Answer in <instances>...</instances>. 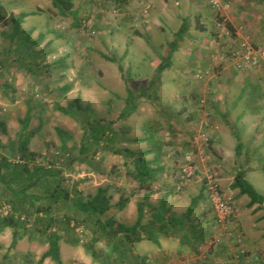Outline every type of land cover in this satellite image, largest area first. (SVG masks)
I'll list each match as a JSON object with an SVG mask.
<instances>
[{"label":"rangeland","instance_id":"obj_1","mask_svg":"<svg viewBox=\"0 0 264 264\" xmlns=\"http://www.w3.org/2000/svg\"><path fill=\"white\" fill-rule=\"evenodd\" d=\"M131 3V0L122 2L123 5ZM205 3L212 13L209 20L211 25L214 21L216 25L220 20L226 21L221 15L229 11L238 18L239 28L243 27L240 30L245 37L241 38L239 43L248 42L255 47L264 48V0H221L222 9L219 12L212 8L210 0H205ZM0 4L4 5L9 13L16 15L34 13L26 18L22 29L31 32L33 40L43 36L42 42L35 48V53L38 55L33 61L37 64H32L28 61L20 62L23 56L18 52V43L16 41L11 43L0 34V154L10 165L0 169V218L11 212V193L7 190V185H15L12 177L15 178L16 174L21 177L18 165L28 163L31 170L36 167H46L62 171L59 182L61 187L70 192L71 200L75 198L87 200L95 195L99 188L110 187L108 196L111 199L112 209L106 217L116 219L120 211L117 208L120 198L128 200L123 208L128 206L131 199H136L134 198L136 192L139 194L138 199H145V191H141L140 186H135L133 178L127 174L128 169L132 168L130 162L125 164L121 155L104 148H99L96 153L92 152L89 164L77 160L73 162L72 159L79 155L78 150L85 132L76 120L63 114L57 107L68 105V95L65 96L62 88L71 83L73 89L70 94L67 92L69 97H73V100L75 98L81 100L92 121L113 123L116 129H120L119 126L122 125L133 124L136 132L137 130L139 132L138 122L141 118L134 124L132 121L126 123L125 119L117 116L125 105L127 97L125 90L145 87L153 80L152 70L147 73L148 78L135 77L137 56L131 54L134 41L144 33L142 30L144 28L141 26L148 24L146 21L148 14L142 15L140 21L131 14L124 16L127 19L123 17L122 20L119 0H74V10L66 16L60 15L50 0H0ZM158 6L159 4L155 3V9ZM178 25L179 23L172 29H176ZM209 29L211 32L212 26ZM3 30L10 31V28L0 27V32ZM229 32L231 34L227 36V40L234 43L233 33L231 30ZM105 57L116 58L122 66L121 84L112 76V69L116 70V65L108 63ZM218 66L219 64H216V67ZM104 69L108 71L105 80L109 85L107 87L117 93L121 91L118 96L105 92ZM240 72L254 75L264 86L261 73L251 70ZM204 73L198 72V81L206 80ZM22 74L26 78L19 82ZM43 81L45 82L42 83ZM20 85H23L25 90L19 87ZM49 88L52 90L50 91ZM9 89H15L16 92L4 97L3 93ZM18 89L25 91L24 94L19 93ZM262 93L263 95L259 96L261 100L256 101L259 105H264V92ZM10 97L13 98L11 102ZM109 99L112 103L108 102ZM203 102L206 104L205 100ZM28 109L31 110V120L24 135L32 133L27 147L29 153H33L34 156L26 162L18 151V142L22 133L21 120L27 115ZM261 114L264 116V110ZM2 124L5 125V129ZM149 124L150 122L146 124L148 128L152 127ZM58 129L63 132V137L58 133ZM262 131L264 133V126ZM204 137L209 139L206 133H203L198 144L207 147L208 144L203 141ZM260 142L264 144V139H260ZM121 144L118 142L116 146L130 147ZM262 151L264 153V145ZM189 153L192 154L196 169L195 178L193 182L183 186L178 193L186 195V199L198 196L202 191V183L211 175L218 180L224 197L235 207L237 215L223 224L216 218V224L211 226L207 238L208 243L199 249L202 252L195 256L192 255L193 251L190 247H184L185 254L179 259H174L172 264H264V204L249 207L250 199L242 196L239 190L232 189L235 171L232 172L230 169L234 164L228 166V171L225 168V175L220 176L213 169L214 166L210 165V160L206 158L199 161L190 148L187 153L179 156L178 160L170 161L172 164L168 169L170 177L163 176L162 181L156 182L155 187L159 189L162 187L161 190L172 189L174 186L178 188V177ZM238 160L239 165L241 161ZM164 161L167 163L169 160ZM200 164H204L208 170L204 178L200 177L203 181H199L197 174ZM255 166L258 173H247L246 179L259 194L264 196V173H262L264 169L262 165ZM234 167L237 168L236 165ZM50 184L54 185L53 179ZM151 189L154 190L153 187ZM174 190L176 191V188ZM31 191L34 195L44 196L47 187L41 184ZM45 204L47 201L38 202V207ZM72 213L73 211L71 212L63 203L53 205V218L60 220L67 215L72 216ZM25 217L24 215L23 218ZM39 217L44 215L41 214ZM36 219V214H33L31 218L23 221L27 231L24 233L23 229L20 230L23 238L13 249L10 248L12 229L7 228L0 233V264H38L42 255L48 250V244L45 237L33 232L37 224ZM145 221L144 219L143 223ZM135 225L136 223L133 226ZM73 235L79 237L82 242L78 246H73L62 240L60 263L46 259L42 264H101L95 261L84 247L92 242L93 229L79 225L76 226ZM73 235L68 237L72 238ZM136 245L133 246V252L136 250ZM96 249L101 253L104 264H118L116 256L110 252L107 241L98 242ZM215 250L214 255H208ZM147 251V248L142 250L143 253ZM204 251L206 254L203 256L206 257L201 261L200 255ZM145 263L147 264V261Z\"/></svg>","mask_w":264,"mask_h":264},{"label":"crops","instance_id":"obj_2","mask_svg":"<svg viewBox=\"0 0 264 264\" xmlns=\"http://www.w3.org/2000/svg\"><path fill=\"white\" fill-rule=\"evenodd\" d=\"M125 1L127 0H119L122 20L124 16L131 14L140 21L142 15L148 14L146 20L148 24L141 26L144 28L142 29L144 33L132 45L131 54L137 56L135 77L148 78L149 70L153 71L154 76L145 87L125 90L127 97L129 91L136 97L132 104L134 110L129 116L122 117L127 105L126 97L123 110L117 116L125 119L126 123L128 121L134 123L141 118L138 122L139 132L138 130L136 132L133 124L119 126L120 129L114 128L113 123L101 122V124L111 125L114 133L118 134L116 145L120 142L121 145L130 146L121 148H128L137 153L146 152L144 157L151 163L150 167L158 171V176L149 188L152 194L148 200L146 190L140 188L141 191H145V199H138L139 194L136 192L134 194L136 199H131L127 207L119 209L114 219L132 227L137 222L140 204L144 206L145 211L146 221L143 224L156 229L159 226L158 219L164 218V222L168 225L166 232L160 235L156 232L154 241L144 240L138 243L134 254L140 259H145L147 264H172L174 259H179L185 254L184 247H190L193 251L192 255L195 256L202 252L199 249L208 243L211 226L216 224V214L207 200L203 182L200 192L203 194V199L187 219V230L172 227L170 223L186 215L191 200L195 197L186 199V195L178 193L180 190L175 186L176 191L174 188L161 190L162 187L160 189L155 187L156 182L162 181L163 176L170 177L168 175V169L172 167L170 161L178 160L179 156L187 153L190 148L199 161L206 158L210 160V165L214 166L213 169L220 176L225 175L224 169L228 171V166L232 164L234 165L230 170L235 171V175L238 170H244L246 178L247 173H258L255 165H262L264 169L262 151L264 144L260 142V139H264L262 131L264 116L261 114L264 105L256 102L261 100L259 96L263 95L264 86L254 75L243 74L235 68L228 53L230 41L227 40V36H222V31L215 21L212 25L209 23L212 13L205 0H131V4L123 5L122 2ZM155 3L159 4L156 9ZM221 16L232 27V40L235 41L233 44L239 45L245 34L240 30L243 27L239 28L238 18L229 11ZM184 22L189 26L188 31L176 44L177 33ZM177 23H179L177 28L172 29ZM211 26L213 30L210 32ZM173 48L175 51L168 67L159 73L158 69L162 61H166ZM108 63L116 65V70L112 69V76L121 84L122 73L119 67L122 66L112 61ZM216 64L219 66L216 67ZM200 71L205 72V81H198L197 74ZM103 72L105 82L108 71L104 69ZM25 78L22 74L19 82ZM105 84L106 93L115 96L120 94L121 91L114 92L107 87L109 85L106 82ZM66 86L71 87L68 92L70 94L73 85L70 83L63 88ZM19 87L25 90L23 85ZM23 90L18 89L21 94H24ZM11 92L16 91L9 89L3 93L4 97L11 96L13 94ZM68 93L66 94L69 104L73 101V97H69ZM10 99V102L13 101V98ZM108 102L112 103V100L109 99ZM146 122H150L152 127L148 128ZM203 133L209 137L207 147L198 144ZM238 143L242 144L241 148H238ZM121 157L124 158L122 155ZM165 159L169 161L166 163ZM238 159L241 161L239 165ZM124 160L127 162L125 158ZM235 165L237 168L234 167ZM200 167L197 168L198 177L204 178L208 170L204 164H200ZM202 178L199 181H203ZM133 181L134 185L139 187V184ZM152 187L154 190L151 189ZM105 189L109 191L110 187ZM191 226H195L196 231L190 229ZM145 248L148 251L143 253L142 250ZM205 251L200 255L199 260L202 261L206 257L203 256L206 254ZM214 253L216 250L208 255L212 256Z\"/></svg>","mask_w":264,"mask_h":264},{"label":"trees","instance_id":"obj_3","mask_svg":"<svg viewBox=\"0 0 264 264\" xmlns=\"http://www.w3.org/2000/svg\"><path fill=\"white\" fill-rule=\"evenodd\" d=\"M53 7L58 9L60 15H68L74 10V0H50ZM34 13H20L16 15L9 13L6 7L0 4V27L10 28V31H1L0 34L9 39L12 42L18 43V52L23 56L21 58L22 63L28 61L32 64L35 63L37 53L35 48L42 42L43 36L33 40L32 33L22 29L26 18ZM75 14V13H74ZM229 30H232L230 24L226 23ZM188 24L184 22L181 29L177 33L175 43L179 41L180 37L188 31ZM175 51V48L171 49L166 61H162L158 72L162 73L164 69L168 67L169 60ZM25 54V56H24ZM107 60L119 64L118 60L114 57H105ZM3 66H5L3 64ZM120 71H122V68ZM29 71V68H27ZM66 94L71 90L70 86H66L62 89ZM66 96V95H65ZM136 97L131 91L128 92L126 109L122 112V117L129 116L134 110L132 104ZM57 109L63 114L76 120L85 132L83 141L78 150L79 155L75 157L73 162L80 161L81 163H90V157L93 153H96L99 148H104L116 155H122L132 168L128 169V176L132 177L137 184H139L142 190H146V199L148 200L152 191L149 190L151 185L155 182L158 171L150 167L151 163L145 159L146 152L137 153L128 148L116 147V139L118 134H115L111 125L107 126L101 124L98 121H92L87 115L85 107L82 105L79 98L71 101L66 107L58 106ZM31 120V110L27 111V115L21 120V134L18 142V151L21 157L28 162L33 153L28 151V142L30 134L24 135V132L28 129V125ZM5 129V125L2 124ZM5 131V130H4ZM58 133L63 137V132L58 129ZM1 146V145H0ZM242 144L238 143V148H241ZM72 162V163H73ZM25 163L18 165L19 178L16 174L15 185H7V190L10 191V205L11 212L6 216L0 218V233L5 229L10 228L13 231L12 243L10 248H15L18 242L23 238L20 230L23 229L24 233L27 231L25 221L26 218H31L36 214V226L33 232L39 236L45 237L48 244V250L42 255L38 264H42L46 259H52L57 263H60L61 256V241L66 240L67 243L73 246H78L82 240L79 237H75L74 232L76 226L83 225L93 229L94 237L89 245L84 246L85 250L92 256V258L104 264V260L101 257V253L96 249V245L101 240L107 241L111 254L116 256L118 264H146V260L136 256L133 252V246L144 240L154 241L156 240L155 233L159 235L164 234L167 230V224L164 222V218L158 219L159 226L154 229L150 225L143 224L145 218V211L143 205H138V219L135 226L128 227L124 224L118 223L114 218H107V213L112 209L110 203V197L108 191L105 188H99L97 193L90 196L87 200L81 198H75L71 200L70 192L61 187L59 177L62 171H56L52 168L36 167L30 169ZM0 169L10 166L7 159L0 154ZM19 175V174H18ZM18 177V178H17ZM51 179L54 180V185L50 184ZM47 187L46 194L34 195L31 190L39 185ZM205 187V186H204ZM232 189L239 190L242 196H247L250 199L249 207L255 205L264 204V196L259 194L255 187L246 179V172L244 170H238L234 182L231 185ZM203 199V194L200 193L197 197L191 200L190 206L186 215L182 219L170 223L172 227H178L180 230L186 229L187 219L196 209L198 203ZM47 201V204L38 207V202ZM128 200L121 198L117 203L118 209H123ZM63 203L67 206L72 213V216L67 215L62 219L53 218V205H59ZM41 214L44 217H39ZM26 216L23 218V216ZM106 217V219H103ZM23 218V219H22ZM75 223V225H73ZM38 224H41L40 226ZM190 229L196 231L195 226H191ZM74 237L69 238L68 236ZM67 237V238H66Z\"/></svg>","mask_w":264,"mask_h":264},{"label":"built area","instance_id":"obj_4","mask_svg":"<svg viewBox=\"0 0 264 264\" xmlns=\"http://www.w3.org/2000/svg\"><path fill=\"white\" fill-rule=\"evenodd\" d=\"M212 8L216 11H221V0H210ZM217 26L222 31V36H230L226 21L220 20ZM229 58L234 63L237 70H251L261 73L264 81V48L255 47L248 42H241L239 45L230 43L228 46ZM208 75V73L206 74ZM203 141L209 143V139L204 137ZM196 169L193 163L192 154L186 155L185 164L181 169L179 177L178 189L188 185L194 181ZM205 193L207 200L211 204L217 221L221 224L225 223L237 215L235 207L224 197L220 184L216 178L209 175L204 181Z\"/></svg>","mask_w":264,"mask_h":264}]
</instances>
